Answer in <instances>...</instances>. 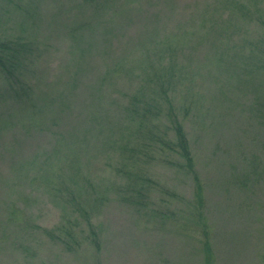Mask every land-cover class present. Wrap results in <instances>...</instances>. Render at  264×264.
<instances>
[{
  "label": "rangeland",
  "instance_id": "obj_1",
  "mask_svg": "<svg viewBox=\"0 0 264 264\" xmlns=\"http://www.w3.org/2000/svg\"><path fill=\"white\" fill-rule=\"evenodd\" d=\"M0 37L31 47L23 94L0 74V264H204L195 178L129 114L144 89L165 122L163 88L214 264H264V0H0Z\"/></svg>",
  "mask_w": 264,
  "mask_h": 264
},
{
  "label": "trees",
  "instance_id": "obj_2",
  "mask_svg": "<svg viewBox=\"0 0 264 264\" xmlns=\"http://www.w3.org/2000/svg\"><path fill=\"white\" fill-rule=\"evenodd\" d=\"M235 5L237 7V10L234 12L235 15L236 14L238 16L240 15L245 19L247 17V20H250L252 18L251 17L252 11H249L248 8L244 6L245 4H242L240 1H237L235 2ZM256 45H258L257 48L258 52H255L253 55H255L256 61L260 64L261 68H263L264 48H262L261 43H257ZM30 48L31 47L27 48V43L18 42V41L16 42L6 41L4 38L0 37V74L7 81L6 83L7 92L11 96L12 94L15 96L18 94H23V92H21L23 90L22 80L25 76V70L31 62ZM172 73L176 78L177 73L174 71ZM153 77L156 79V81L161 80L163 78V76H161L160 73H156V75H154ZM166 84L172 85V81L167 80ZM16 87H18L19 89ZM169 91H171V89H169ZM169 91L163 88L162 94L163 92L165 95L167 92L170 94ZM169 94L165 96L166 102L169 103L167 104L168 110L165 116H163L164 118H166L165 122H162L157 125V123L160 122V120L162 119V117H160L159 115H161L165 110L164 107L162 106L163 100H158L156 98H152L148 96V94L145 93L144 89H141L137 93V95L134 96L135 99H138L139 104H141L144 107L139 109L133 106L132 109L129 110V114L137 115L141 118V123H140V127L142 128L141 133L146 135V138L148 137L152 142H158L163 148L168 149L172 154L174 153L175 155H177L178 161H176L174 165L178 169L188 173L189 175L194 176L197 189L195 195L196 197L194 198L195 202L193 206V215H191V219L193 217L195 219L199 218V221L202 223L201 225L203 226L202 229H203L204 238L202 240V244H203L202 251L205 256L204 264H214L213 252L211 249L210 241L208 240L209 230H207L208 228H207L206 220L202 219L203 212L200 210L203 207V201H204L203 188L197 176L196 168L194 167L196 165H195L194 157H192L193 153H192V148L190 146L191 145L190 141L188 139L184 127L179 121L178 115L176 113V109L171 105ZM152 117H155V119H152ZM147 127L152 129H149ZM170 130L173 132V134H175V136H172L173 138L169 137ZM163 148L161 149L163 150ZM130 152H132L131 154L132 165H136V162L140 161L141 156L146 157V153H144L143 151L130 150ZM135 170L136 169H129L128 171H126V175L128 176L129 179L135 178L133 181L139 182L140 185L142 182H148V183L151 182V180H148L146 176H140L137 172H135ZM143 186H141L139 189L136 190L138 191L139 198L143 196V193L141 194L140 191ZM133 187L134 186H132V188ZM76 195L77 194H74L72 192L70 194V197L71 196L74 197ZM77 197L79 198L78 195ZM77 208L81 211H84V215L89 221V216L87 214L86 209L78 205ZM45 232L46 234L50 233V231H47V229ZM91 235L94 246L99 247L98 233L92 230ZM200 235L202 237V233H200ZM68 236L70 237V240L74 239L72 234H69Z\"/></svg>",
  "mask_w": 264,
  "mask_h": 264
}]
</instances>
